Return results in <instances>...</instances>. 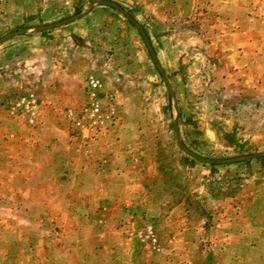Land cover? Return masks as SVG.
<instances>
[{"label":"rangeland","instance_id":"rangeland-1","mask_svg":"<svg viewBox=\"0 0 264 264\" xmlns=\"http://www.w3.org/2000/svg\"><path fill=\"white\" fill-rule=\"evenodd\" d=\"M94 1L0 0V264H264V159L179 145L264 151V0H110L164 76ZM89 75L93 133L67 115Z\"/></svg>","mask_w":264,"mask_h":264},{"label":"built area","instance_id":"built-area-1","mask_svg":"<svg viewBox=\"0 0 264 264\" xmlns=\"http://www.w3.org/2000/svg\"><path fill=\"white\" fill-rule=\"evenodd\" d=\"M101 82L94 75H89L85 84L86 101L83 104L79 115L73 110H68V118L74 127L80 131L94 132L106 127L109 115L104 110L101 101ZM39 100L34 93H28L19 97L11 106L10 112L15 113L21 110L28 117V122L33 123L38 115ZM145 237L156 243V237L151 226H147Z\"/></svg>","mask_w":264,"mask_h":264},{"label":"water","instance_id":"water-1","mask_svg":"<svg viewBox=\"0 0 264 264\" xmlns=\"http://www.w3.org/2000/svg\"><path fill=\"white\" fill-rule=\"evenodd\" d=\"M94 3L107 4V5H110V6L114 7V8H116L121 13H123L130 20V22L132 24H134L137 27V29L139 30V33L141 34L142 38L145 41V44H146V46L148 48V51H149V53H150L155 65H156V67L161 72V74L164 76V72L161 69V67H160V65H159V63L157 61V58H156V55H155V53L153 51L151 43H150L149 39L147 38V35H146L145 31L143 30V28L141 27V25L134 18H132L121 6H119L117 3L113 2V1H110V0H96V1L92 2L91 5L94 4ZM62 22L63 21H61L60 23H62ZM58 24L59 23H53V24L43 25V26H40L38 28L39 29H45V28H49V27H52V26H56ZM13 33H15V32H12V33H10L8 35H5V36L1 37L0 41L8 38ZM174 130H175L176 133L178 132V128H177L176 122H174ZM179 145H180V147L182 148V150L184 152H186L187 154H189L193 158H195L197 160H200L202 162H205V163H209V164L231 163V162L242 161V160H247V159H252V158L264 156V151H262V152H258V153H255V154L238 155V156L222 158V159H210V158H205V157H202V156L194 153L189 148H187L181 141H179Z\"/></svg>","mask_w":264,"mask_h":264},{"label":"trees","instance_id":"trees-1","mask_svg":"<svg viewBox=\"0 0 264 264\" xmlns=\"http://www.w3.org/2000/svg\"><path fill=\"white\" fill-rule=\"evenodd\" d=\"M185 156L190 159V156L189 155H185ZM263 159H264V156L256 157V160H263ZM242 161L249 162L250 159L242 160ZM211 165H215V164H211Z\"/></svg>","mask_w":264,"mask_h":264}]
</instances>
